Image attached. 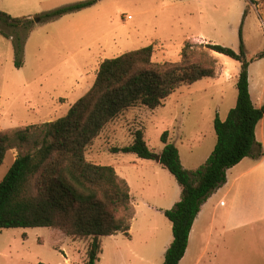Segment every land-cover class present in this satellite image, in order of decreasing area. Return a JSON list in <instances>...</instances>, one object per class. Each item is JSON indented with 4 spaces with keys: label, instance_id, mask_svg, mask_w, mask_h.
Returning a JSON list of instances; mask_svg holds the SVG:
<instances>
[{
    "label": "rangeland",
    "instance_id": "obj_1",
    "mask_svg": "<svg viewBox=\"0 0 264 264\" xmlns=\"http://www.w3.org/2000/svg\"><path fill=\"white\" fill-rule=\"evenodd\" d=\"M87 1L0 0L1 11L30 19L14 27L0 21V30L9 36L0 32V129L13 134L32 126L28 141L13 138L0 166V183L19 154L35 150L40 127L64 116L89 91L102 61L149 45L154 60L178 61L191 42L215 56L216 77L182 85L155 109L138 105L123 112L87 148L90 160L115 167L134 199L130 231L103 236L97 264H164L173 241L164 211L181 199L182 187L157 158L114 148L132 144L134 132L142 129L149 148L159 155L162 135L169 131L185 168L195 170L206 162L217 142L214 120L217 115L225 120L236 106L243 68L241 61L218 55L208 43L238 53L243 43L251 94L263 106L264 0H92L90 6L47 18ZM198 36L208 41L192 38ZM257 140L264 145V118ZM261 157H246L227 170V181L198 215L180 264H264V160L250 174L238 173ZM88 245L89 240L52 227L3 228L0 264H86Z\"/></svg>",
    "mask_w": 264,
    "mask_h": 264
},
{
    "label": "trees",
    "instance_id": "obj_2",
    "mask_svg": "<svg viewBox=\"0 0 264 264\" xmlns=\"http://www.w3.org/2000/svg\"><path fill=\"white\" fill-rule=\"evenodd\" d=\"M94 2L58 9L47 18L56 19ZM29 20L0 10V21L10 26ZM0 32L9 37L5 31ZM206 46L243 63L238 98L225 120L216 116L215 148L195 170L184 167L178 147L169 141V131L162 135L165 145L159 154L160 164L182 187L181 199L164 211L172 222L174 237L164 264H179L183 259L195 220L212 193L227 181V170L245 157L263 155L257 127L264 118V105L257 107L252 100L243 43L240 53L220 44ZM154 53V46L149 45L105 59L89 91L64 116L40 127L35 150L19 154L0 183V229L52 227L72 238L89 240L86 264L100 260L103 236L119 231L128 234L134 217L130 186L115 167L90 160L87 148L123 112L138 105L155 109L182 85L215 77L217 70L215 56L196 50L191 42L185 43L178 61H156ZM31 128L13 134L0 129V166L12 148L13 138L28 141ZM114 151L136 153L144 159L157 157L142 129L134 132L132 144Z\"/></svg>",
    "mask_w": 264,
    "mask_h": 264
},
{
    "label": "crops",
    "instance_id": "obj_3",
    "mask_svg": "<svg viewBox=\"0 0 264 264\" xmlns=\"http://www.w3.org/2000/svg\"><path fill=\"white\" fill-rule=\"evenodd\" d=\"M192 38H194V39H204V40H207L208 41V39H206L204 36H198V37H192ZM191 38V39H192ZM224 70L225 71H228V69H226L225 67H224ZM229 73V72H228ZM216 77V76H215ZM249 79H250V91H251V78H250V76H249ZM251 96H252V94H251ZM252 100H253V96H252ZM263 100H264V97H261V101L263 102ZM253 102H254V100H253ZM255 104V103H254ZM256 105V104H255ZM257 107H260V106H258V105H256ZM170 138V137H169ZM263 145V144H262ZM263 147H264V145H263ZM161 153V152H160ZM263 156H264V154H263ZM262 156V157H263ZM261 157V159L259 160V161H257L255 164H253V165H249V164H247V165H245V166H243L240 170H239V174L240 175H247V174H250L251 173V171H253L255 168H256V166L258 165V166H260L261 165V163L260 162H262L263 160H264V157L262 158ZM246 158V157H245ZM244 158V159H245ZM159 162V161H158ZM242 162V161H241ZM160 163V162H159ZM260 163V164H259ZM239 164V163H238ZM161 165V164H160ZM162 166V165H161ZM185 167V166H184ZM187 169V168H186ZM239 175V176H240ZM239 176H237L236 178H238ZM213 196H214V194H213ZM213 196H211L204 204H206L208 201L210 202V201H213L214 199V197ZM134 203V199H132V204ZM204 204H203V206H202V208H201V211H202V209H203V207H204ZM214 205V207L216 208V205H215V203L213 204ZM133 207H134V204H133ZM200 211V212H201ZM200 214V213H199ZM198 214V215H199ZM198 217V216H197ZM197 219V218H196ZM132 221V220H131ZM196 221V220H195ZM195 224V223H194ZM194 226V225H193ZM131 229V228H130ZM193 229V228H192ZM130 231V230H129ZM192 231V230H191ZM191 234V233H190ZM173 239H174V237H173ZM189 241H190V237H189ZM171 245V244H170ZM189 246V245H188ZM102 247H103V243H102ZM169 248V247H168ZM186 254V253H185ZM184 258V257H183ZM181 262V261H180ZM180 264V263H179Z\"/></svg>",
    "mask_w": 264,
    "mask_h": 264
},
{
    "label": "water",
    "instance_id": "obj_4",
    "mask_svg": "<svg viewBox=\"0 0 264 264\" xmlns=\"http://www.w3.org/2000/svg\"><path fill=\"white\" fill-rule=\"evenodd\" d=\"M36 20H39V18H36ZM157 160L160 162V155H157Z\"/></svg>",
    "mask_w": 264,
    "mask_h": 264
},
{
    "label": "bare ground",
    "instance_id": "obj_5",
    "mask_svg": "<svg viewBox=\"0 0 264 264\" xmlns=\"http://www.w3.org/2000/svg\"><path fill=\"white\" fill-rule=\"evenodd\" d=\"M218 55H221V53L216 52Z\"/></svg>",
    "mask_w": 264,
    "mask_h": 264
},
{
    "label": "built area",
    "instance_id": "obj_6",
    "mask_svg": "<svg viewBox=\"0 0 264 264\" xmlns=\"http://www.w3.org/2000/svg\"><path fill=\"white\" fill-rule=\"evenodd\" d=\"M132 18V16H129V19H131Z\"/></svg>",
    "mask_w": 264,
    "mask_h": 264
}]
</instances>
